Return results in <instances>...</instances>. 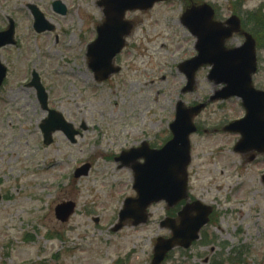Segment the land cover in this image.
<instances>
[{
    "label": "rangeland",
    "instance_id": "1",
    "mask_svg": "<svg viewBox=\"0 0 264 264\" xmlns=\"http://www.w3.org/2000/svg\"><path fill=\"white\" fill-rule=\"evenodd\" d=\"M197 1L210 4L220 21L262 10L256 16L264 28V0ZM96 2L89 0L90 17L97 16ZM16 4L0 0V16L5 9L15 12ZM183 12V0H170L138 13L131 38L136 49L121 57L116 63L120 72L104 82L87 69L81 43L69 32L64 43L53 45L47 39L38 44L32 33L19 29L17 46L1 53L9 73L0 89V264H150L156 238L169 236L158 226L163 208L150 207L143 226L126 222L112 232L122 201L134 196L131 170L120 168L114 157L142 143L162 146L170 137L177 102L202 104L220 89L208 81L209 68L203 67L192 92L181 94L186 80L178 66L195 54V38L180 23ZM242 40L234 36L226 46ZM256 56L252 82L264 90V50ZM33 71L52 109L80 132L74 144L55 133L50 146L41 145L39 124L45 113L27 87ZM243 114L240 101L230 99L209 104L194 118L198 132L189 138L188 191L213 208L214 224L206 230L215 241L173 251L163 264L229 258L233 263L228 264H264V157L250 162V154L234 153L239 136L222 131ZM87 163L88 174L73 178L74 169ZM63 201L73 202L75 212L62 228L53 209ZM49 232L61 234L62 241L48 240ZM24 236L31 241L24 243ZM235 247L238 257L232 253Z\"/></svg>",
    "mask_w": 264,
    "mask_h": 264
},
{
    "label": "water",
    "instance_id": "2",
    "mask_svg": "<svg viewBox=\"0 0 264 264\" xmlns=\"http://www.w3.org/2000/svg\"><path fill=\"white\" fill-rule=\"evenodd\" d=\"M159 1L163 0H125L124 5H120L121 8L119 9L121 11L117 9L115 11L114 7L119 6L120 1L110 0L109 4L112 5L109 11L112 14L110 23L115 24L114 14H119L120 19L126 10H147ZM181 23L197 39L195 49L198 55L184 64L186 71L180 67L188 79L186 91L192 88L193 74L198 68L210 66L209 81L224 86L210 100H225L237 97L242 100V106L245 109V117L242 120L236 121L224 129L226 132L238 133L241 137L234 146V152L264 154V92L255 91L251 86V76L256 71L253 40L246 35L245 42L241 47L230 50L225 49V41L231 38L233 33L239 31V21L232 17L226 21L225 25L216 23L213 21V11L207 5L188 9L181 17ZM12 37V27L8 31L0 33V48L14 43ZM120 47L119 45L115 51L116 53L119 52ZM109 56L105 61L106 68L101 65L100 70L99 60L91 59L90 67L96 73L97 79L103 80L113 73L110 64L114 54ZM95 68H97V71H95ZM4 77L5 68L0 64V85ZM32 84L36 87L42 108L46 109V95L43 88L37 83L36 78H34ZM204 107L205 105H199L192 109H185L179 103L176 108L175 121L170 126L173 135L171 141L159 151H149L146 147H143L140 150H133L121 156L119 160L125 159V157L131 160L142 158L144 163L142 165L133 164L132 166L135 174L134 190L137 192L138 197L135 200L125 202L124 209L119 216L120 224L115 228V231L121 228L123 221L126 219H132L134 226L145 223L147 217L144 212L152 203L166 200L168 205L172 206L186 198V168L190 162L188 136L195 132L191 119ZM41 128L46 144L50 142L51 133L56 130H61L70 140L76 134L70 126L64 123L59 114L53 112L49 113L48 120L44 122ZM253 159L254 156H251L250 161ZM87 170L88 166H84L78 171L77 175L85 174ZM195 205L197 206V203ZM194 209L197 216L193 219L195 223L192 226L188 227L190 221L184 220V218L178 227L169 225V222L167 226H164L172 231L173 237L167 241L161 239L157 241L152 264H161L165 255L173 247L188 248L193 241L197 240V233L207 222L210 209L199 205ZM60 210L58 212L65 215V220L72 213L73 205H66V207H61ZM186 211L187 209L182 214H185Z\"/></svg>",
    "mask_w": 264,
    "mask_h": 264
},
{
    "label": "flooded vegetation",
    "instance_id": "3",
    "mask_svg": "<svg viewBox=\"0 0 264 264\" xmlns=\"http://www.w3.org/2000/svg\"><path fill=\"white\" fill-rule=\"evenodd\" d=\"M95 8L97 20H90L88 3L89 0H17L16 11L5 9L0 16V29L7 28L11 21L15 28V35L19 29H25L35 36L52 41L55 45L65 41L67 32L73 31L82 19V32L86 36V47L91 39L97 35V28L104 23L106 9L105 5H99L101 0H97ZM137 12H127L125 19L130 22L131 28L125 37V47L115 58L119 60L123 55L130 56L133 46L130 40L137 29ZM84 15V16H83ZM45 28V29H42ZM38 30H42L38 33ZM84 57L87 59V48ZM211 221V218H210Z\"/></svg>",
    "mask_w": 264,
    "mask_h": 264
},
{
    "label": "trees",
    "instance_id": "4",
    "mask_svg": "<svg viewBox=\"0 0 264 264\" xmlns=\"http://www.w3.org/2000/svg\"><path fill=\"white\" fill-rule=\"evenodd\" d=\"M237 250L236 249H234L233 250V254H236V256H239L240 255V253H237L236 252ZM226 261H228V262H231L232 261V258H229L228 260H226ZM214 264H221L220 262L219 263H214Z\"/></svg>",
    "mask_w": 264,
    "mask_h": 264
}]
</instances>
